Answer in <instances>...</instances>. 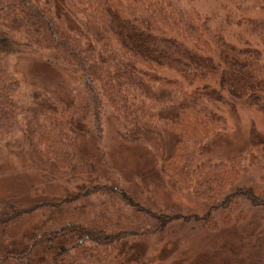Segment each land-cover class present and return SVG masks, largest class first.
Returning a JSON list of instances; mask_svg holds the SVG:
<instances>
[{"label": "trees", "instance_id": "obj_1", "mask_svg": "<svg viewBox=\"0 0 264 264\" xmlns=\"http://www.w3.org/2000/svg\"><path fill=\"white\" fill-rule=\"evenodd\" d=\"M214 1L206 12L195 0H0V137L19 134L49 175L70 183L48 194L33 188L26 204L0 199V264H153L143 245L162 242L172 221L214 233L246 221L242 200L264 206V177L231 190L247 166H264V141L225 161L200 160L227 128L214 104L229 97L264 111V0ZM36 53L76 80L78 99L36 92L33 105L17 103L8 60ZM147 86L175 111L160 172L202 201L195 210L154 209L106 161V127L129 145L153 132ZM35 213L41 219L13 245L9 231ZM257 234L245 244L252 254L264 248V229Z\"/></svg>", "mask_w": 264, "mask_h": 264}, {"label": "rangeland", "instance_id": "obj_2", "mask_svg": "<svg viewBox=\"0 0 264 264\" xmlns=\"http://www.w3.org/2000/svg\"><path fill=\"white\" fill-rule=\"evenodd\" d=\"M194 4L196 8L206 12H212L217 7L214 0H195ZM40 56V53L19 54L8 60L10 73L19 81L15 96L17 103L24 108L33 105L31 95L36 92L51 93L62 102H66L72 95V98L78 99L76 80L70 74L46 68ZM153 93L147 86L146 95L155 115L153 132L148 133L142 143L129 145L116 138L115 133L108 132L105 126L102 139L107 153L106 161L124 180L131 183L139 198H147L146 201L154 209L168 207L175 213L183 214L195 210L202 201L195 199L189 190L178 189L160 172L161 159L168 155L175 144L174 136L166 129V123L175 118V111L165 99H155ZM38 96L43 97L42 94ZM212 109L225 120L227 128L214 144L202 152L200 160L225 161L235 155L245 154L255 143L264 141V111L229 97L221 104H214ZM17 138H20L19 134L0 137V199L26 204L30 201L33 188L48 194L70 187L65 178L58 180L59 175H49L47 167L40 163L42 157L37 147L30 149L24 145L19 146ZM247 167L231 190L249 187L264 177V166L260 162ZM144 182L149 183L150 189L143 186ZM241 209L248 215L246 221L228 227L222 226L214 233L207 231L199 223L172 221L168 231L163 234L162 242L155 238L148 239L143 245L144 251L147 257L152 258L153 264H229L233 259L235 264H241L240 258H247L249 255L257 258L253 257L257 262L251 263L264 264V248L252 254L250 246L245 245L248 242L257 244V240L262 237L257 233L264 229V206H253L242 200ZM40 219V214L35 213L26 221L19 222L9 231V241L18 245L21 234ZM166 241L172 243L166 244ZM222 245L225 247L223 251ZM230 248L240 252L241 257L234 258Z\"/></svg>", "mask_w": 264, "mask_h": 264}]
</instances>
